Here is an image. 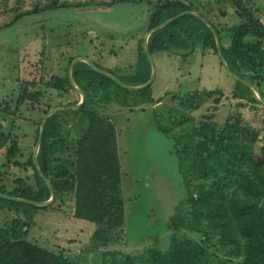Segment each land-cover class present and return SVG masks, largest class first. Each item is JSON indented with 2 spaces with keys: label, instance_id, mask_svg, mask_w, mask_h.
Returning a JSON list of instances; mask_svg holds the SVG:
<instances>
[{
  "label": "rangeland",
  "instance_id": "obj_1",
  "mask_svg": "<svg viewBox=\"0 0 264 264\" xmlns=\"http://www.w3.org/2000/svg\"><path fill=\"white\" fill-rule=\"evenodd\" d=\"M168 1L175 0H0V197L18 201L22 198L2 193H38L42 187L29 160L40 175L38 140L48 114L47 142L54 146L48 161L58 172L50 176L67 186L73 182L81 138L73 124L79 119L76 110L85 105L107 122L103 126L114 128L122 208V224L97 240L93 237L96 226L73 215V184L71 189L53 193L48 204L38 206L45 209L33 214L21 207L16 212L12 206H0L1 228L22 217L29 224L28 241L52 253L62 251L68 260L79 264H109L113 258L122 262L126 256L135 258L152 249L163 251L174 237L201 242L211 263L220 258L241 264L243 257L228 254L229 247L220 245L218 236L210 238V229L202 233L200 223L205 226L206 221L199 219L188 200L178 171L175 141L169 137L183 136L191 128L184 142L193 145L206 143L212 135H222L228 141L241 139L247 146L244 162L237 164L236 170L219 172L230 187L229 194L242 197L233 181L236 175L244 173L254 179V171L264 173V101L251 88L256 101L234 98L237 80L218 51L198 49L187 59L169 53L151 57L153 104L134 105L132 95L126 97L125 106L101 100L100 95L86 99L75 83L76 88L58 91L50 82L51 77H64L66 72L72 78L67 64L75 58L109 70L122 83L120 79L134 74L137 46L141 43L144 48L154 6ZM180 1L191 7L193 15L206 16L218 28L240 23L231 0ZM243 1L257 16L258 2ZM54 3L83 6L14 22L19 12ZM188 93L196 96L195 105L179 109L176 97ZM176 110L187 115L180 125L176 124ZM159 127L169 134L160 132ZM211 142L206 143L208 148H212ZM194 154H189L188 160L197 167L199 157ZM203 156L208 155L204 152ZM41 178L47 185L48 180ZM197 183L193 181V190Z\"/></svg>",
  "mask_w": 264,
  "mask_h": 264
},
{
  "label": "trees",
  "instance_id": "obj_2",
  "mask_svg": "<svg viewBox=\"0 0 264 264\" xmlns=\"http://www.w3.org/2000/svg\"><path fill=\"white\" fill-rule=\"evenodd\" d=\"M231 2L240 19V23L231 28H218L206 16L201 14L198 16L207 18L208 23L215 30L222 56L230 71L239 79L235 81L237 91L234 93V98L256 101L252 90L242 82L243 80L254 85L264 99V47L262 45L264 24L258 15L260 8H257L258 13L255 16L252 10L246 7L243 0H231ZM80 6L83 5H57L54 3L35 7L19 12L14 18V22L44 12ZM190 8L180 0L156 4L148 18L147 31L181 13L191 12ZM12 24H8V27H11ZM226 41H228V46H224ZM147 48L151 57L156 54L169 53L187 59L198 49L212 50L217 54L213 33L206 24L192 14L182 15L153 32L148 37ZM73 60L75 58L68 60L67 71ZM95 66L109 75H114L97 64ZM71 72L75 85L84 93L86 99L100 95L101 100L125 106L126 97L132 95L134 105L153 104L154 102L150 86L136 92L129 91L113 78L97 72L83 61L75 63ZM150 76L151 65L140 43L137 46L134 74L120 80L126 86L136 87L147 83ZM50 82L58 91L72 89L68 72L64 77H51ZM195 97L191 93L176 97L178 108H192L195 105ZM76 111H78L79 119L73 125L79 129L81 138L78 141L73 182L67 186L68 184H63L64 182L50 176L51 173L58 174V172L56 168L51 167L48 161V155L53 153L54 148L47 142L50 131L48 122L45 124L36 158L41 173L50 183L54 193H60L61 190H67L68 187L71 189V186L75 185L73 215L75 218L94 224L96 228L93 237L101 240L106 237L111 227L114 228L122 224V208L118 199L117 159L114 157V128L111 124H109L111 126L108 124L103 126L107 122L100 120L85 105L80 106ZM185 116L187 117L183 112L178 114L176 110V124L180 125ZM190 129L188 128L187 133L183 136L169 135V137L175 141L174 149L178 171L188 200L197 209L199 219L202 218L206 221L205 226L200 223L202 233L205 229H210L208 234L210 238L218 236L219 244L229 247L228 254L243 257L241 264H264V201L262 202L264 173L254 171V179L244 173L236 175L233 181L242 197L236 196V193L229 194L230 187L227 186V182L219 172L225 169L236 170L238 168L236 165L242 164L247 157V146L241 139L231 138L228 141L222 135H218L217 138L213 135L210 137L211 143H213L212 148L209 147L210 149L206 144L210 140L201 143V145L199 143L193 145L189 140L184 142ZM158 130L166 135L169 134L168 131L160 127ZM204 152L208 155L207 157L203 156ZM191 153H195L194 155L199 157L197 167L196 164L188 160ZM29 163L39 184L42 185L38 193L30 190V192H23L20 195L2 194L32 202H45L50 198L49 188L39 175L32 159L29 160ZM70 166L72 167V164ZM194 180H197L198 183L193 190ZM0 206H12L16 212L21 207L23 211L27 210L32 214L37 210L45 209L1 197ZM28 225L25 219L19 217L11 225L0 227V264H79L68 260L62 251L52 253L28 241ZM109 264L233 263L220 258L213 259V263H211L201 242L174 237L166 250L152 249L135 258L126 256L122 262H117L113 258Z\"/></svg>",
  "mask_w": 264,
  "mask_h": 264
},
{
  "label": "water",
  "instance_id": "obj_3",
  "mask_svg": "<svg viewBox=\"0 0 264 264\" xmlns=\"http://www.w3.org/2000/svg\"><path fill=\"white\" fill-rule=\"evenodd\" d=\"M185 14H192V13H191V12H184V13H181V14H179V15L173 17V18H170V19L166 20L165 22H163L162 24H160V25L157 26L156 28L151 29L150 31H148V33H147V35H146V38L144 39V50H145V52H146V54H147V56H148V59H149L150 65H151V76H150L149 80L147 81V83H145L144 85L136 86V87H131V86H126L125 84L119 83L122 87H124V88H126V89H128V90H131V91H138V90H141V89H143V88H146L147 86H149V85L151 84V82H152V80H153V76H154V69H153V65H152L151 56H150V54H149V52H148V48H147V40H148V37H149L153 32H155L156 30H158V29H160V28H162V27L168 25L169 23H171V22H172L173 20H175L176 18H178V17H180V16H182V15H185ZM192 15H193V14H192ZM194 16H196V17H197L198 19H200L204 24H206V25L208 26V28L211 30V32L213 33V36H214V38H215L216 48H217L218 54H219V56H220V59H221V61L223 62V64L225 65L226 69L228 70L227 65H226V62H225V60H224V58H223V56H222V53H221V48H220L219 39H218V36H217L215 30H214L213 27L207 22V20L203 19L201 16H198V15H194ZM76 62H79V60H73L72 63H71V65H70V68H72V66H73ZM85 63H86V62H85ZM87 64H88L90 67H92L94 70H96L97 72H99V73H101V74H104V75H106V76H109V77L113 78L114 80H116L113 76L109 75L108 73L104 72L103 70H100V69L97 68L96 66H94V65H92V64H90V63H87ZM228 71H229V70H228ZM229 72H230V71H229ZM230 74H231L236 80H239V79H237V78H236L231 72H230ZM69 81H70L71 86L74 87V88H76V86L74 85V82H73L72 78L70 77V75H69ZM243 83H244V82H243ZM244 84H245V83H244ZM245 85L249 86V87L254 91L255 95L257 96V98H258L259 100H263V101H264V99L261 97L259 91H258L254 86H252V85H250V84H248V83L245 84ZM49 116H50V114H48V115L44 118V120H43V122H42V124H41L38 144L40 143V140H41V137H42V133H43V130H44V127H45V123H46V120H47V118H48ZM38 144H37V145H38ZM39 172H40V175L46 180V178H45L44 175L41 173V171H39ZM47 186H48V188H49V190H50V198H49V199H52V196H53V193H54V192H53V189L51 188V185H50L49 182H47ZM15 201H16V200H15ZM18 201H19V202H23V203H27V204H32V205L37 206V207H38V206H44V205L48 204V201H47V202H39V203H38V202H32V201H29V200H26V199H24V200H23V199H20V200L18 199Z\"/></svg>",
  "mask_w": 264,
  "mask_h": 264
},
{
  "label": "crops",
  "instance_id": "obj_4",
  "mask_svg": "<svg viewBox=\"0 0 264 264\" xmlns=\"http://www.w3.org/2000/svg\"><path fill=\"white\" fill-rule=\"evenodd\" d=\"M256 1L258 2V4L256 5L257 8H260L259 13H258L259 18H260L261 22L264 24V4L260 3L258 0H256Z\"/></svg>",
  "mask_w": 264,
  "mask_h": 264
}]
</instances>
